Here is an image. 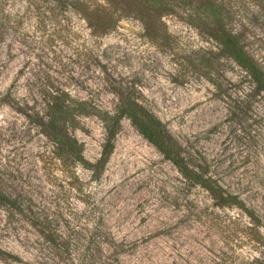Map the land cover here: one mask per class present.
<instances>
[{"label":"rangeland","instance_id":"obj_1","mask_svg":"<svg viewBox=\"0 0 264 264\" xmlns=\"http://www.w3.org/2000/svg\"><path fill=\"white\" fill-rule=\"evenodd\" d=\"M231 2L229 25L264 69V0ZM66 4L0 0V264L264 263L263 92L198 22L165 16L153 41L122 16L99 34ZM127 82L247 211L184 178L128 119L97 172L57 157L34 118L51 88L94 104L68 128L92 163L97 110Z\"/></svg>","mask_w":264,"mask_h":264},{"label":"trees","instance_id":"obj_2","mask_svg":"<svg viewBox=\"0 0 264 264\" xmlns=\"http://www.w3.org/2000/svg\"><path fill=\"white\" fill-rule=\"evenodd\" d=\"M61 1L76 9L87 20L92 31L99 34L112 30L122 16H133L139 20L143 24V34L153 41L166 34L163 20L165 16H183L193 25L198 22L208 38L215 41L221 55L245 70L253 83L251 95L253 92L264 94L263 67L245 48L240 32L229 25V11L233 5L231 0H102L103 3H95L93 0ZM111 89L116 94L113 109L97 110L106 135L99 158L91 163L83 157L80 145L70 135L68 128L76 127L78 115L87 114V106L95 108L94 104L51 88L45 96L44 110L41 113L36 112L34 118L43 134L55 144L58 158L79 162L91 170L95 168L93 171L97 172L113 151L114 138L122 119H128L184 178L204 188L219 204H235L246 210L242 200L226 191L210 173L206 159L184 146L168 130L165 123L142 102L136 94L134 82L119 84Z\"/></svg>","mask_w":264,"mask_h":264}]
</instances>
